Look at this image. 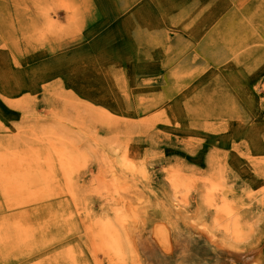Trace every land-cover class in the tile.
<instances>
[{"label":"rangeland","instance_id":"obj_1","mask_svg":"<svg viewBox=\"0 0 264 264\" xmlns=\"http://www.w3.org/2000/svg\"><path fill=\"white\" fill-rule=\"evenodd\" d=\"M0 159V264H264V0H0Z\"/></svg>","mask_w":264,"mask_h":264},{"label":"bare ground","instance_id":"obj_2","mask_svg":"<svg viewBox=\"0 0 264 264\" xmlns=\"http://www.w3.org/2000/svg\"><path fill=\"white\" fill-rule=\"evenodd\" d=\"M35 137V136H34ZM62 137V136H61ZM41 138V137H40ZM35 140V138H34ZM33 141V140H32ZM37 141V140H36ZM62 141V140H61ZM43 142V141H42ZM49 142V141H48ZM6 144V143H5ZM51 146H52V150L55 151V154L58 158V162L60 164V166L65 169V170H68V167L72 166L74 164V162H76L78 159H79V155H77L76 153L72 154L70 151H69V148L66 144L64 143H56L54 142L53 140L51 141ZM6 148H4L5 150ZM3 150V149H2ZM8 150V149H7ZM49 150V149H48ZM2 152V151H1ZM5 152V151H3ZM8 154V153H6ZM51 154V153H50ZM125 158V157H123ZM123 160V159H122ZM125 160V159H124ZM1 161H3L2 159H0V166H1ZM6 161V160H5ZM130 161V160H129ZM126 162V160H125ZM132 163V162H131ZM130 164V163H129ZM2 165L5 167V162L3 161L2 162ZM20 166V165H19ZM129 166V165H128ZM132 166V165H131ZM2 167V166H1ZM3 167V168H4ZM19 168V167H18ZM42 168V167H41ZM17 169V168H16ZM31 169V168H30ZM134 169V168H133ZM137 170V169H136ZM0 172H1V169H0ZM9 173V172H8ZM70 175V174H69ZM24 177V176H23ZM28 177V176H27ZM21 178V177H20ZM173 182L174 183H177L178 182V179L174 176V179H173ZM183 182V180H181V183ZM217 182V181H216ZM2 184V183H1ZM184 184V183H183ZM213 185V184H212ZM12 186V185H11ZM216 186V185H215ZM214 186V187H215ZM211 187V185H210ZM209 187V188H210ZM12 189V188H11ZM20 190V189H18ZM208 190V189H207ZM174 192V191H173ZM209 196V194L207 195ZM216 196V195H214ZM209 198V197H208ZM212 198V197H211ZM221 204L218 205L216 208L222 212V213H225L226 214H229L230 211L232 210L231 207H230V204L226 202V196H221ZM224 200H223V199ZM213 199V198H212ZM208 200V199H207ZM208 202V201H207ZM215 205V203H214ZM116 208V207H115ZM234 212V211H233ZM233 215V213H232ZM231 217V216H230ZM231 219V218H230ZM228 220V219H227ZM236 222V221H235ZM235 222L232 220V222H230V225H229V228L231 230H236V228L238 226H236ZM227 227V226H226ZM238 230V229H237ZM236 230V231H237ZM239 232V231H238ZM240 233V232H239ZM104 236L103 238H101V236ZM95 237V239H98V240H103V247L104 249H107L109 251V254L111 255V257L117 261L116 264H125L126 263V251L125 249L129 248V246L127 248H125V245L123 244V240L121 239V235H120V232H118V230H116V228L113 226H111V224L107 223L106 221L103 223H101L99 225V228L93 233V235ZM234 236V235H233ZM129 239V238H128ZM130 242V241H129ZM131 243V242H130ZM126 244V246L128 245ZM102 245V244H101ZM131 249V248H130ZM131 251V250H130ZM129 251V252H130ZM108 254V253H107ZM132 255V253H130ZM67 261H69L70 263L72 264H76L78 262V259L75 258V256H71L67 259Z\"/></svg>","mask_w":264,"mask_h":264}]
</instances>
